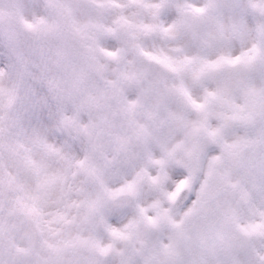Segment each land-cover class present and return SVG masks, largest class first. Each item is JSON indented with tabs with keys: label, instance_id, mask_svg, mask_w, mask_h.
I'll use <instances>...</instances> for the list:
<instances>
[{
	"label": "clouds",
	"instance_id": "clouds-1",
	"mask_svg": "<svg viewBox=\"0 0 264 264\" xmlns=\"http://www.w3.org/2000/svg\"><path fill=\"white\" fill-rule=\"evenodd\" d=\"M0 264H264V0H0Z\"/></svg>",
	"mask_w": 264,
	"mask_h": 264
}]
</instances>
